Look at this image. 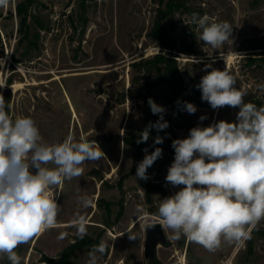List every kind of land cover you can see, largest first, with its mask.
Instances as JSON below:
<instances>
[{
	"label": "rangeland",
	"instance_id": "rangeland-1",
	"mask_svg": "<svg viewBox=\"0 0 264 264\" xmlns=\"http://www.w3.org/2000/svg\"><path fill=\"white\" fill-rule=\"evenodd\" d=\"M22 1L9 0L0 7V95L6 110L13 118L32 117L46 143L62 142L71 134L77 141L81 137L95 141L105 156L85 162L81 177L50 189L61 208L58 227L20 245L16 252L21 264H59L66 248L79 239L73 221L80 215L86 217V237L98 239L97 245L101 241L107 245L98 264H148L145 225L158 220L161 200L179 190L165 179L175 156L172 142L187 138L194 127L221 120L236 122L239 111L229 106L212 109L201 99L196 85L208 71L226 70L236 78L235 87L247 91L244 100L264 99L257 88L264 83L260 54L264 50V0H189V10H177L163 20L177 45L172 53L186 89L169 100L168 83L154 88L153 101L165 109L163 119L169 126L159 132L149 130L144 157L145 149L151 154L156 147L162 149V155L147 169V180L136 176L137 148L126 139L136 141L145 129L138 83L157 73L146 68L139 71L132 63L168 51L149 35L160 14L157 0H33L27 8V38L18 31L17 5ZM193 14L228 22L233 27L231 52L227 44L213 49L200 41ZM190 57L200 62L192 63ZM206 64L211 68L205 70ZM134 75L142 77L136 85L132 84ZM185 102L195 105L197 111L188 113ZM152 115L151 124H155L160 115ZM201 116L206 119L201 121ZM157 136L163 143L155 144ZM141 181L161 185L162 190H148ZM85 195L92 200L87 209L78 201ZM121 201L124 212L117 218ZM165 231L168 240L158 246L156 264H183V258L186 264H264V220L250 229L251 238L243 244L222 245L215 252L183 236L174 240ZM89 250L76 247L71 264H87ZM0 264L10 262L4 256Z\"/></svg>",
	"mask_w": 264,
	"mask_h": 264
},
{
	"label": "clouds",
	"instance_id": "clouds-1",
	"mask_svg": "<svg viewBox=\"0 0 264 264\" xmlns=\"http://www.w3.org/2000/svg\"><path fill=\"white\" fill-rule=\"evenodd\" d=\"M8 2L0 0V7ZM192 23L200 29L198 39L204 44L213 49L227 44L231 52L233 27L228 22L193 14ZM190 58L192 63L200 62ZM208 68L210 64L205 65ZM236 83L228 71L212 69L196 85L212 109L238 108L236 122L221 120L194 127L187 138L172 142L175 156L165 179L179 190L162 199L156 213L172 239L183 236L209 252L222 245L243 244L251 238L250 229L264 220V106L246 103L247 91L235 87ZM257 88L264 93V83ZM148 104L160 119L144 129L138 144L149 139L151 128L159 132L169 126L163 119L165 109L151 98ZM184 107L190 114L197 111L192 103L185 102ZM6 108L0 95V257L21 264L16 249L58 227L61 208L50 189L81 177L85 162L99 161L105 154L95 141L83 137L77 141L71 134L62 142L46 143L32 117L13 118ZM154 142L161 144L163 138L157 136ZM145 152L136 169V176L143 180L149 178L147 169L161 157L162 149ZM78 201L83 209L92 204L86 195ZM73 226L80 239L87 235L85 216H77ZM129 239L136 237L129 235ZM106 249L104 241L93 245L87 264H98Z\"/></svg>",
	"mask_w": 264,
	"mask_h": 264
},
{
	"label": "trees",
	"instance_id": "trees-1",
	"mask_svg": "<svg viewBox=\"0 0 264 264\" xmlns=\"http://www.w3.org/2000/svg\"><path fill=\"white\" fill-rule=\"evenodd\" d=\"M33 0H24L19 2L17 5V15L20 17V25L18 27V31L21 32V35L27 38L29 36L30 23L28 22V12L27 8L29 4L32 3ZM159 4L160 14L157 15L153 27L151 31H149V35L154 37L159 45L168 48L166 52H159L155 54L152 58L140 59L139 61H134L132 65L139 71L143 69H147L148 71H156L157 73L149 80H144L143 83H138L141 80L140 75H134L132 78V84L139 85L138 98L143 100V113H144V125L145 128L148 127L152 121H154V117L152 115L151 107L148 104L149 98L153 100V92L154 88L159 83H168L170 86V94L166 95L169 100H174L177 98L185 89L186 83L185 78L182 75L180 69L178 68L176 55L172 53V51L176 48V43L167 32L163 20L169 15L173 14L177 10H189L188 2L189 0H157ZM2 14L0 13V18ZM2 44L1 34H0V45ZM187 51L193 52V48L191 46H187ZM262 54V58L264 59V50L260 52ZM249 100V101H248ZM248 101V102H247ZM246 103H254L257 107L264 106V99L253 98L245 99ZM140 138V136H139ZM138 138V139H139ZM137 139V140H138ZM127 142H134L137 148V156H138V164L144 159V146L145 142L137 143L136 141H132V139L127 138ZM137 165H135V169H137ZM144 186H147V189H154L161 191V185H157L154 183H147L141 181ZM152 186V187H151ZM120 208L117 214V218H120L124 212V204L123 201L120 203ZM108 210H110L108 208ZM109 224V221L106 222ZM98 239L92 237H84L83 239H78L73 242L70 246L66 248V251L59 259V264H71L72 252L76 247H88L92 248L93 245H97ZM49 261L53 262V259H49ZM158 263V259L152 258L148 261V264H156Z\"/></svg>",
	"mask_w": 264,
	"mask_h": 264
},
{
	"label": "water",
	"instance_id": "water-1",
	"mask_svg": "<svg viewBox=\"0 0 264 264\" xmlns=\"http://www.w3.org/2000/svg\"><path fill=\"white\" fill-rule=\"evenodd\" d=\"M146 224H152V227H145V241H144V253L146 258L152 259L157 254V248L160 244L166 243L168 240L165 228L162 226V222L158 220L147 222Z\"/></svg>",
	"mask_w": 264,
	"mask_h": 264
},
{
	"label": "bare ground",
	"instance_id": "bare-ground-1",
	"mask_svg": "<svg viewBox=\"0 0 264 264\" xmlns=\"http://www.w3.org/2000/svg\"><path fill=\"white\" fill-rule=\"evenodd\" d=\"M2 84H3V81H2ZM74 112H75V116H77V112H76V110H74ZM135 224H136V220H133V221H132V226H134ZM182 262H183V264H186V261H185L184 258H183Z\"/></svg>",
	"mask_w": 264,
	"mask_h": 264
}]
</instances>
